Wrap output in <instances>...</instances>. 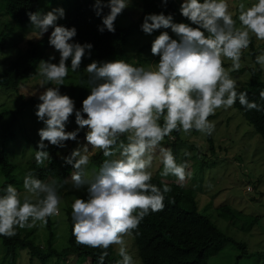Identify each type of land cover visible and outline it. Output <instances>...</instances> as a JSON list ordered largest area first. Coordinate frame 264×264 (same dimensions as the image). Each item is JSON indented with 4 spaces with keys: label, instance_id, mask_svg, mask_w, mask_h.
<instances>
[{
    "label": "clouds",
    "instance_id": "9594fccd",
    "mask_svg": "<svg viewBox=\"0 0 264 264\" xmlns=\"http://www.w3.org/2000/svg\"><path fill=\"white\" fill-rule=\"evenodd\" d=\"M128 4L129 0H94L92 7L102 22L97 30L115 31L114 20ZM104 7L108 12L101 16ZM238 8L239 27L228 0H181L179 12L189 23L173 22L172 15L163 12L145 14L140 24L144 33L170 29L175 38L167 31L154 37L150 52L159 58L148 67L124 59L88 63L84 68L88 79L81 84L86 82L90 92L80 109H75L73 99L57 86L64 84L69 66L76 72L92 44L73 40L74 26L56 23L64 16L62 7L27 13L35 37L51 27L48 44L59 53L57 63L50 62L54 57L49 56L36 67L39 86L30 94L40 101L35 105V115L44 126L37 130L34 159L37 165L50 160L48 144L64 147L66 140L76 139L80 129L87 126L86 143L73 148L63 160L73 169L67 178L72 187H83L86 193L71 203L72 234L79 244L105 250L96 264H104L109 245L118 246L119 259L114 264H136L124 236H132L150 211L162 209L165 194L171 190L167 184L157 187L150 182L149 169L157 150L163 166L161 176L171 174L182 185L189 175L186 162L177 163L171 149L161 145L166 136L170 137L173 130L211 135L215 125L208 117L237 101L245 110H264L250 101L246 92L237 91V81L229 74L241 67L242 49L248 47L250 34L264 40V0H254L248 7L241 2ZM225 58L231 61L229 70L222 64ZM66 60L70 61L67 65ZM255 63L264 68V52L255 56ZM48 82L54 86L45 87ZM259 97L264 100V90ZM73 113L78 127L65 131ZM122 134L124 139H120ZM96 150L107 159L88 177L84 166ZM66 182L42 181L29 171L23 176V200L12 184L0 188V235L11 237L17 227L32 228L60 215L58 189Z\"/></svg>",
    "mask_w": 264,
    "mask_h": 264
},
{
    "label": "rangeland",
    "instance_id": "374dc122",
    "mask_svg": "<svg viewBox=\"0 0 264 264\" xmlns=\"http://www.w3.org/2000/svg\"><path fill=\"white\" fill-rule=\"evenodd\" d=\"M174 1L181 2V0ZM71 2L72 0H39V11L46 12L57 6L62 7L65 11ZM137 2L138 0H129L128 6L119 13L116 19V27L128 25L137 17ZM241 2L245 4V7H248L254 0H228L229 10L233 13L232 18L236 21L237 27L240 26L237 17L239 14L238 4ZM4 7L5 0H0V34H3L4 45L0 50L1 71H4L23 54L29 42H36L42 37L48 36L51 31V27H49L48 32L40 37H35V29L30 21L24 24L12 22L5 15ZM61 21L62 18H58L56 23L60 25ZM154 37L153 34L134 31L126 44L125 51L130 56L131 61L136 62L138 60V50L148 45ZM250 37L253 38L255 46L263 41L252 34ZM248 50L249 47L242 49L241 67L229 72L230 76L237 81V88L249 81V68L251 67L260 68L261 78L264 81V68L256 65L248 57ZM46 53L54 57L53 61L58 57L56 51L51 47L47 48ZM140 56L143 59L142 66L148 67L149 64H154L155 56L149 48H142ZM222 61L225 63V69L229 70L231 61L226 58ZM86 65L81 72L69 71L64 78L63 92L61 93L67 94L74 102L76 101L74 92L78 93L79 87L84 89L85 97L90 92L86 82L81 84V80L87 81L88 79V74L84 72ZM39 80L40 76L35 73L33 76L22 80L17 91L0 88V111L15 108L20 103L19 95L23 98L32 97L36 100L35 104L23 108L14 127L15 141L11 143L8 154L14 158L19 167L18 171L25 168L30 162H35L33 150H35L36 142L39 140L37 130L44 126L43 122L38 120L35 115V105L40 101L37 99V95L30 94L33 89L39 86ZM70 86L74 88L72 93ZM45 87L48 86L45 85ZM38 91H43V88H39ZM213 115L209 119L215 125L210 135L213 150L210 149L208 135H202L196 130H191L188 134L183 131L179 132L181 143L177 145L176 162H186V172L189 173L182 185L171 174L168 176L160 175L163 166L158 159V150L154 154L149 170L153 176L164 182H174L183 188L194 190L199 212L207 215L228 239L243 244L245 247L244 251L230 240H223L206 252V264H264V129L257 131L233 105L228 109L219 108ZM77 127L75 122L66 123L65 131H71ZM86 128L87 126H84L79 132H85ZM170 138L174 140L173 133H171ZM77 140L74 148L86 143L83 137ZM45 143L48 142L45 141ZM49 146L51 145L48 144ZM163 147L170 148L166 145ZM84 168L85 175L91 177V169L87 165ZM67 178L65 179L67 182L58 189V195L61 198L59 205L61 214L50 217L53 232L52 245L57 250H61L67 242L68 226L63 211L65 203L71 204L78 195L86 196L83 187L81 189L73 188L70 179ZM52 180L58 184L63 182L58 181L53 175L49 176L46 182ZM18 193L23 200L26 194L23 185ZM32 202L35 200L33 199ZM226 205L234 211L235 216L233 218L222 219L218 216L217 209ZM29 229L33 230L32 238L35 244L47 246L49 232L45 228V223L41 225L38 222L36 226ZM124 239L130 253L136 260V264H141L132 245L131 236L125 235ZM117 247V245H113L116 255H118ZM2 252L3 249L0 245V255ZM50 262L51 260L47 264ZM15 264H39V261L30 260L26 250L21 249L17 252ZM64 264H73V262L65 260ZM84 264H89V260Z\"/></svg>",
    "mask_w": 264,
    "mask_h": 264
},
{
    "label": "trees",
    "instance_id": "16d2710c",
    "mask_svg": "<svg viewBox=\"0 0 264 264\" xmlns=\"http://www.w3.org/2000/svg\"><path fill=\"white\" fill-rule=\"evenodd\" d=\"M93 3L94 0H72L70 5L65 9L60 24L65 27H75L76 35L73 37V40L76 42H89L92 44V48L89 50L90 54L82 56L80 66L75 73L81 72L84 65L93 60L99 62L124 59L135 66H141L143 59L140 56V51L142 48L150 49L151 42L138 50V60L136 62L131 61L130 56L125 51L126 44L134 31L144 33L140 28V24L145 14L163 12L166 15L171 14L173 22L189 23L187 18L183 17L179 12L181 2L177 3L174 0H138V15L133 21L123 27H116L118 14L114 20L115 31L109 32L105 29L101 32L97 30V25H100L102 22L100 16L95 14V10L92 7ZM39 10V0H5L4 13L14 23L24 24L28 22L27 13ZM107 12L108 9L104 7L101 11V16ZM160 31H167L171 37L175 38L170 29H155L151 34L157 36ZM3 47V34H0V50ZM48 47L53 48L48 44V36H44L36 42H29L22 55L14 60L4 71L0 70V88L17 91L18 85L22 80L36 73L38 62L41 59L48 60L50 56L46 53ZM248 47L247 55L255 63V56L264 51V40L255 46L253 38L250 37ZM55 51L58 57L55 61L51 60L50 62L52 63H57L59 60L58 50ZM158 58V56L154 57V63ZM69 63L70 61L66 60V65ZM222 64L225 67L223 61ZM69 71H72L70 66ZM249 72V81L237 88V91L246 92L250 101H255L264 108V100H261L259 97V92L264 90L261 70L259 67H251L249 68ZM51 85L52 83L48 82L47 86ZM57 87L60 92H63V85ZM70 91L71 93L74 92V88L71 86ZM74 97L76 100L74 108L80 109L82 106L81 101L85 98L84 89L79 87L78 93L74 92ZM19 100L20 103L15 108L0 111V188L6 184H12L19 191L22 186L23 176L29 171L42 181H46L52 175L58 181H64L73 169H71V165L64 162L63 157L68 155L75 147L77 139L84 138L85 132L77 133L76 139L66 140L64 147L50 144L51 146L47 148L51 157L50 160L40 165L32 161L25 168L18 171L19 167L14 158H11L8 154L11 143L15 141L14 127L23 108L36 102L32 97L23 98L21 95H19ZM233 107L257 131L264 129V110H245L238 101L233 104ZM82 116H86V114L82 113ZM213 116V114L210 115L208 119H211ZM73 122H75L74 113L69 115L67 123ZM160 123H162V120ZM179 132L176 130L172 131L175 137L174 140L166 136L160 142L162 146H170L175 159H177V145L181 143ZM120 139H124V134L121 135ZM207 139L210 149L213 150L211 136L208 135ZM104 159L107 158L103 156L101 150H96L90 157L87 166L91 169V176L94 174L93 170L98 169ZM150 182L156 184L157 187L167 184L171 190L165 194L164 207L154 212L150 211L139 222L137 229L133 231V235L131 236L132 245L135 248L140 263L206 264V252L210 248L220 244L223 240L230 239L218 229L207 215L199 212L194 190L183 188L174 182H164L153 175ZM77 197L84 198L85 196L78 195ZM63 211L67 219L68 235L66 245L61 250H57L52 245V221L48 217L45 223V228L49 232L47 246L43 247L35 244L32 238L33 230L27 227H17L16 234L11 237L0 235V245L3 249L0 255V264H15L17 252L21 249L26 250L30 260L36 259L39 261V264H47L50 260V264H64L65 260H71L73 264H84L89 260V264H96L100 252L105 250L77 243L72 234L73 219L71 204L65 203ZM217 214L222 219H230L235 216L234 211L227 205L218 208ZM137 232L139 233L138 235H136ZM230 241L245 251L243 244ZM106 251L108 254L104 259V264H114L119 259V256L115 254L113 245H109Z\"/></svg>",
    "mask_w": 264,
    "mask_h": 264
}]
</instances>
